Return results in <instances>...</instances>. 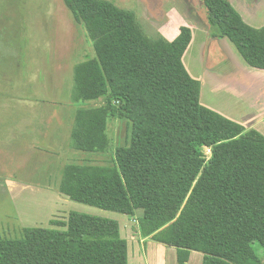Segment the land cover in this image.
Listing matches in <instances>:
<instances>
[{
    "label": "trees",
    "instance_id": "obj_1",
    "mask_svg": "<svg viewBox=\"0 0 264 264\" xmlns=\"http://www.w3.org/2000/svg\"><path fill=\"white\" fill-rule=\"evenodd\" d=\"M85 27L96 57L74 68V102L105 97L79 109L70 144L105 151L107 121L130 127L112 166L76 165L60 191L71 200L128 216L139 230L202 264H264V135L200 102L201 83L181 57L189 33L175 41L146 33L136 12L108 0H64ZM214 38L228 37L253 67L264 68V27L246 23L230 0H202ZM220 145L219 162L204 150ZM60 229L24 227L0 238V264H129L118 220L72 211Z\"/></svg>",
    "mask_w": 264,
    "mask_h": 264
},
{
    "label": "rangeland",
    "instance_id": "obj_2",
    "mask_svg": "<svg viewBox=\"0 0 264 264\" xmlns=\"http://www.w3.org/2000/svg\"><path fill=\"white\" fill-rule=\"evenodd\" d=\"M108 1L136 12L139 25L149 35L159 31L156 24L164 19L163 14H158L159 9L168 11L176 5L189 8L198 3V0ZM195 12L196 16L200 14ZM259 21H264V13ZM95 57L84 25L64 0H0V238H21L24 227L60 229L54 221H64L70 212L78 211L119 221L121 235L128 242L129 264H178L175 247L141 235L138 224L141 210L128 216L71 200L60 191L68 167L112 166L116 148L129 145V124L116 117L107 121L109 145L105 151L85 152L70 144L78 110L96 108L105 101L101 97L74 102V68ZM25 112H32L34 125L38 123L37 127L48 133L46 142L39 141L43 142L41 145L36 144L38 138L41 140L39 131L33 130L28 135L21 124L23 119L18 116ZM204 150L208 159L219 162L220 145L208 140ZM7 179L43 188L35 192L46 196H19L15 188L21 185ZM256 250L264 259L263 250L259 247ZM193 255L190 264H202L203 253L194 251Z\"/></svg>",
    "mask_w": 264,
    "mask_h": 264
},
{
    "label": "crops",
    "instance_id": "obj_3",
    "mask_svg": "<svg viewBox=\"0 0 264 264\" xmlns=\"http://www.w3.org/2000/svg\"><path fill=\"white\" fill-rule=\"evenodd\" d=\"M230 2L246 23L255 28L264 27V21H259L261 14L264 13V0ZM198 5L200 11L197 9ZM195 11L200 13L198 16L201 20L197 18ZM158 14H163L164 19L158 22L156 27L168 40H177L184 34V30L189 33V40L181 59L190 75L201 83L200 102L224 117L246 128L256 129L264 135V68L251 66L228 37L218 39L212 36L202 0L193 3L189 8L176 5L168 11L159 9ZM18 117L23 119L21 124H24L28 135L33 134V130L39 131L37 133L40 134L41 140L38 138L36 144L41 145L43 142L39 141L43 140L46 142L48 133L47 131L43 133L37 127L38 123L35 122L36 126L34 125L32 112H25ZM42 122L43 120L40 121L41 125ZM44 125L47 128V120ZM23 172L34 174L27 169H23ZM7 181L21 185L15 188L19 196L41 195V198L46 196L42 192L36 193L37 190H44L43 188L27 185L15 179ZM4 187L10 189L8 185ZM29 187L33 189H27ZM14 197L16 198L15 194ZM20 214L19 211L18 215ZM193 254L194 251L188 264L192 262Z\"/></svg>",
    "mask_w": 264,
    "mask_h": 264
},
{
    "label": "built area",
    "instance_id": "obj_4",
    "mask_svg": "<svg viewBox=\"0 0 264 264\" xmlns=\"http://www.w3.org/2000/svg\"><path fill=\"white\" fill-rule=\"evenodd\" d=\"M210 150V149H209Z\"/></svg>",
    "mask_w": 264,
    "mask_h": 264
}]
</instances>
